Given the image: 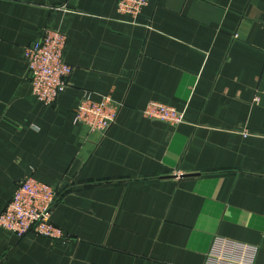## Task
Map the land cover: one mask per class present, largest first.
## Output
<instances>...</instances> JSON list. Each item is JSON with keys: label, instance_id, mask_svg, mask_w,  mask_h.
Here are the masks:
<instances>
[{"label": "crops", "instance_id": "obj_1", "mask_svg": "<svg viewBox=\"0 0 264 264\" xmlns=\"http://www.w3.org/2000/svg\"><path fill=\"white\" fill-rule=\"evenodd\" d=\"M118 2L0 0V213L34 175L60 186L67 236L0 227V264H216L217 238L264 264V0H149L136 19ZM44 28L74 67L51 105L23 57ZM85 92L122 105L107 132L76 123Z\"/></svg>", "mask_w": 264, "mask_h": 264}, {"label": "built area", "instance_id": "obj_2", "mask_svg": "<svg viewBox=\"0 0 264 264\" xmlns=\"http://www.w3.org/2000/svg\"><path fill=\"white\" fill-rule=\"evenodd\" d=\"M149 0H119L118 11L138 18ZM67 35L65 32L44 28L39 38L24 47L23 57L29 70L32 93L40 102L51 105L70 84L74 67L65 58ZM122 105L111 96L92 99L88 92L80 98L75 121L90 132L105 133L116 121ZM144 115L171 125L184 121L182 110L158 101H150ZM60 197V186L47 184L34 175L16 182L14 194L0 213V227L22 237L28 233L57 241H66L60 227L51 217ZM264 238V230L262 231ZM257 248L229 238H217L209 253L216 264H253Z\"/></svg>", "mask_w": 264, "mask_h": 264}]
</instances>
